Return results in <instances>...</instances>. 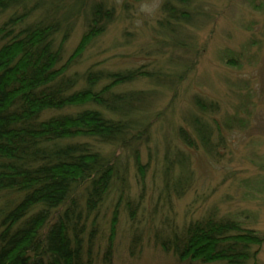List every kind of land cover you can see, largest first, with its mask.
Segmentation results:
<instances>
[{"label": "trees", "instance_id": "obj_1", "mask_svg": "<svg viewBox=\"0 0 264 264\" xmlns=\"http://www.w3.org/2000/svg\"><path fill=\"white\" fill-rule=\"evenodd\" d=\"M176 1L165 0L161 26L190 23L192 0ZM12 9L20 12L0 27V264H112L119 206L124 202L135 221L149 189L158 115L151 116L147 103L157 87L172 81L144 66L72 69L87 43L115 19L114 6L105 1L87 8L82 41L68 57L65 43L78 11L59 0H0V11ZM140 79L155 87L120 89ZM194 104L197 112L186 119L188 128L179 127L178 137L189 148L216 155L225 142L221 128L235 120L219 124L215 100L198 95ZM166 149L156 204L170 205L189 189L191 170L185 154L171 158ZM131 159L141 190L137 200L129 194ZM111 194L117 196L112 227L102 241L99 217ZM165 219L153 236L178 261L258 264L263 238L231 217L212 212L182 226ZM133 238L132 247L139 232Z\"/></svg>", "mask_w": 264, "mask_h": 264}, {"label": "rangeland", "instance_id": "obj_2", "mask_svg": "<svg viewBox=\"0 0 264 264\" xmlns=\"http://www.w3.org/2000/svg\"><path fill=\"white\" fill-rule=\"evenodd\" d=\"M59 1L79 14L65 43L66 57L82 41L87 8L100 1L115 8L114 21L87 43L73 70L144 66L172 81L157 87L147 103L151 116L158 115L152 125L151 167L145 179L149 189L135 221L124 202L119 206L112 264H187L156 244L154 228L165 218L182 226L212 212L256 231L263 238L257 261L264 264V0H192L190 23L166 27L160 23L166 18L165 0ZM15 12L0 11V27ZM151 87L155 86L140 79L120 89ZM198 95L219 103L220 110L213 114L219 124L235 120L231 128H221L225 142L216 155L189 148L178 137L179 127L188 128V118L197 112ZM166 148L171 158L185 154L191 170L189 189L181 197L173 196L170 205L168 200L156 204ZM147 159L144 150L143 161ZM128 163L129 194L137 200L138 170L132 159ZM174 169L177 175L179 170ZM116 197L111 194L101 209L102 241L108 240ZM136 232L140 242L132 247Z\"/></svg>", "mask_w": 264, "mask_h": 264}]
</instances>
